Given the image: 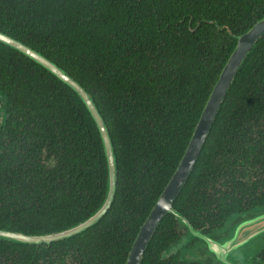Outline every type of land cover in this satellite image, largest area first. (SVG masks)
<instances>
[{
    "label": "trees",
    "instance_id": "obj_1",
    "mask_svg": "<svg viewBox=\"0 0 264 264\" xmlns=\"http://www.w3.org/2000/svg\"><path fill=\"white\" fill-rule=\"evenodd\" d=\"M263 15L264 0H0V33L84 90L116 167L113 200L94 225L48 244L0 239V264H124L235 37ZM0 98V230L54 234L87 219L104 199L107 172L79 97L0 43ZM261 206L264 34L237 70L172 202L202 234ZM182 231L166 214L139 264H191L180 254L189 248Z\"/></svg>",
    "mask_w": 264,
    "mask_h": 264
},
{
    "label": "water",
    "instance_id": "obj_2",
    "mask_svg": "<svg viewBox=\"0 0 264 264\" xmlns=\"http://www.w3.org/2000/svg\"><path fill=\"white\" fill-rule=\"evenodd\" d=\"M262 34H264V15L243 34L235 37V45L223 64L218 77L205 100L186 147L166 185L156 198L153 207L139 226L124 264H139L156 226L166 214L174 216L177 223V229H184V234L188 241H191L193 238L197 239V243H195L194 246L184 248L181 251L180 254L183 259L188 261L198 260L195 259V255H206L209 252V247H212V238L207 234H202L199 230H194L188 222L172 208V202L186 182L193 165L198 158L209 129L217 114L218 108L220 107L237 70ZM0 43L21 53L68 86L79 97L98 131L106 163L107 178L104 199L96 211L75 226L54 234L24 235L22 233L0 230V239H8L12 242L22 244H48L53 241L67 239L94 225L106 213L113 200L116 167L106 128L96 108L84 90L58 67L41 54L2 33H0ZM4 117V114L0 116V126L3 124ZM243 217L245 218L240 224H234L233 226V224H230V220L222 229L215 232L217 237H225V241L213 245V247L217 249V252H222L226 255L231 249H236L237 245L239 246L238 242L242 231H250L253 235L264 230V206L250 210L245 213ZM230 227L231 231H229Z\"/></svg>",
    "mask_w": 264,
    "mask_h": 264
},
{
    "label": "flooded vegetation",
    "instance_id": "obj_3",
    "mask_svg": "<svg viewBox=\"0 0 264 264\" xmlns=\"http://www.w3.org/2000/svg\"><path fill=\"white\" fill-rule=\"evenodd\" d=\"M3 109H5V106L0 98V116L3 115ZM239 216L240 217H238L237 223L235 224H240L245 218L243 217L244 214H240ZM231 227L229 231H231ZM217 229L204 233L212 238V247H209V252L206 255H195V259L198 260L192 261L191 264H264V230L253 235L250 231H242L238 242L239 246L237 245L236 249H231L225 255L222 252H217V249L213 247L215 243L225 241V237H217L216 234H214ZM182 238H185L184 234L182 235ZM185 241L188 243L186 247L189 248L197 243V239L195 238L191 241L185 239Z\"/></svg>",
    "mask_w": 264,
    "mask_h": 264
}]
</instances>
